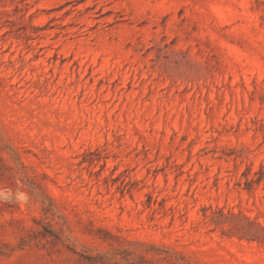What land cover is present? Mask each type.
Returning a JSON list of instances; mask_svg holds the SVG:
<instances>
[{
	"label": "rangeland",
	"instance_id": "1",
	"mask_svg": "<svg viewBox=\"0 0 264 264\" xmlns=\"http://www.w3.org/2000/svg\"><path fill=\"white\" fill-rule=\"evenodd\" d=\"M0 264H264V0H0Z\"/></svg>",
	"mask_w": 264,
	"mask_h": 264
},
{
	"label": "clouds",
	"instance_id": "2",
	"mask_svg": "<svg viewBox=\"0 0 264 264\" xmlns=\"http://www.w3.org/2000/svg\"><path fill=\"white\" fill-rule=\"evenodd\" d=\"M30 193L24 190L23 185L18 181L15 189L0 188V203L27 205L30 202Z\"/></svg>",
	"mask_w": 264,
	"mask_h": 264
}]
</instances>
